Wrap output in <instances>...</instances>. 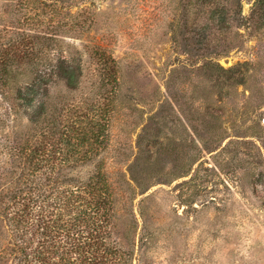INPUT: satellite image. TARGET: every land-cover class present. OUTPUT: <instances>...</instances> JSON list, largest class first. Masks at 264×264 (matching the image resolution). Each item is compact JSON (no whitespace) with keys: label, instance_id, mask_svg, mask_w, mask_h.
<instances>
[{"label":"rangeland","instance_id":"obj_1","mask_svg":"<svg viewBox=\"0 0 264 264\" xmlns=\"http://www.w3.org/2000/svg\"><path fill=\"white\" fill-rule=\"evenodd\" d=\"M19 1L0 0V28L15 35L41 19L58 40L49 58L82 69L76 89L51 86L48 105L94 104L90 115L102 121L111 102L106 142L77 172L85 179L100 168L117 191L133 264H264V26L241 27L243 37L218 56L236 67L220 89L197 70L202 59L181 49L187 0H39L27 12ZM253 3L243 1L244 15ZM188 21L199 25L193 13ZM100 46L115 58V90ZM27 121L12 111L0 132L18 135ZM6 228L0 220L4 240Z\"/></svg>","mask_w":264,"mask_h":264},{"label":"trees","instance_id":"obj_2","mask_svg":"<svg viewBox=\"0 0 264 264\" xmlns=\"http://www.w3.org/2000/svg\"><path fill=\"white\" fill-rule=\"evenodd\" d=\"M38 1L17 5L27 12ZM243 1L185 3L181 49L202 59L197 70L206 79L215 77L220 89L236 80V67H224L218 56L243 37L241 27L264 26V0H254L249 15L243 14ZM192 13L199 25L189 23ZM38 21L15 35L0 28V129L9 126L12 111L28 118L18 135L0 132V220L8 232L6 240L0 235V264H133L130 229L125 242L120 237L117 191L100 168L85 179L77 172L106 142L111 102L101 107L102 121L90 115L94 104L66 101L59 111L48 105L51 86L62 82L76 89L82 69L72 58H49L58 40ZM107 50L100 46L96 53L105 84L115 90L120 79Z\"/></svg>","mask_w":264,"mask_h":264}]
</instances>
